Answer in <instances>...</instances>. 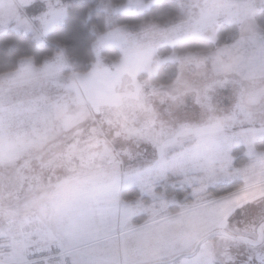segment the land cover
Wrapping results in <instances>:
<instances>
[{"label":"snow or ice","instance_id":"1","mask_svg":"<svg viewBox=\"0 0 264 264\" xmlns=\"http://www.w3.org/2000/svg\"><path fill=\"white\" fill-rule=\"evenodd\" d=\"M36 3L0 0V34L48 43L69 5ZM95 9L86 58L0 66V264H264V0Z\"/></svg>","mask_w":264,"mask_h":264},{"label":"trees","instance_id":"2","mask_svg":"<svg viewBox=\"0 0 264 264\" xmlns=\"http://www.w3.org/2000/svg\"><path fill=\"white\" fill-rule=\"evenodd\" d=\"M98 0H67L69 5V16L63 25L57 26L56 30L50 34L49 42L37 47L31 40L30 35L16 33L12 30L0 34V66L11 64L14 58L21 52H28L35 55L37 63L45 54L53 52L51 40L58 39L67 48L69 54H77L82 58L88 55V41L92 38L88 32L91 23H97L102 27L103 12L95 9ZM88 8H94L91 20L86 18ZM158 193L166 195L180 194L179 187L163 186L155 189ZM121 199L125 201H135L143 198L134 189L121 191ZM146 199V198H144Z\"/></svg>","mask_w":264,"mask_h":264},{"label":"rangeland","instance_id":"3","mask_svg":"<svg viewBox=\"0 0 264 264\" xmlns=\"http://www.w3.org/2000/svg\"><path fill=\"white\" fill-rule=\"evenodd\" d=\"M65 2L67 3V0H65ZM45 10V6L41 3H39V0H37V3L34 5V6H31L27 9V14L29 16H33V15H38L40 12L44 11ZM258 23L264 25V13H261L259 16H258ZM222 40L224 39V37L222 36L221 38ZM227 103V101H225V104ZM147 148V151H144L140 156H137V158L133 161H131L130 163L133 165V166H138V167H145L147 166L149 163H151L152 159H154V155L152 153V150L150 147L148 146H142V148ZM172 186V184L170 183H164V182H161V183H158L155 187L158 188V187H163V186ZM173 187V186H172ZM178 187V186H177ZM127 189H134L136 190L139 195L141 197L142 194L139 190V187L135 184H129L127 186H124L121 188L120 190V194H121V191H124V190H127ZM143 198H146V197H143Z\"/></svg>","mask_w":264,"mask_h":264}]
</instances>
